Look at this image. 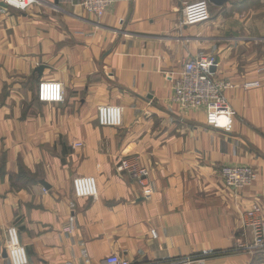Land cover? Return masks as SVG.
<instances>
[{
    "label": "crops",
    "instance_id": "obj_1",
    "mask_svg": "<svg viewBox=\"0 0 264 264\" xmlns=\"http://www.w3.org/2000/svg\"><path fill=\"white\" fill-rule=\"evenodd\" d=\"M81 1L20 11L0 0V264H11L10 225L28 264H104L111 253L131 264L200 254L264 264V253L239 247L245 212L264 217V0L210 3V19L192 26L181 24L191 0H115L101 18ZM203 54L217 60L214 77L235 84L230 132L170 99L184 61ZM248 79L260 86L243 89ZM41 80L60 82L63 100L38 101ZM103 103L122 106V125L98 124ZM128 156L150 170L148 197L120 168ZM233 164L252 166L256 180L227 188L219 170ZM77 175L95 176L96 197L74 195Z\"/></svg>",
    "mask_w": 264,
    "mask_h": 264
},
{
    "label": "built area",
    "instance_id": "obj_2",
    "mask_svg": "<svg viewBox=\"0 0 264 264\" xmlns=\"http://www.w3.org/2000/svg\"><path fill=\"white\" fill-rule=\"evenodd\" d=\"M9 7L25 11L38 0H2ZM115 0H82L81 6L85 12L97 18H101ZM208 0L184 1L182 5L181 24L192 26L206 22L210 19ZM217 60L213 55H198L188 57L175 78L172 80V92L170 99L179 104L183 109L204 108L206 124L209 126L230 132L233 129V117L235 111L230 106L227 98L229 89L235 84L225 78L213 76L211 68ZM258 80H246L241 87L244 89L259 87ZM37 99L45 103H57L63 100L62 84L56 80H41L37 85ZM96 120L101 126L119 127L123 122V108L118 104L103 103L97 106ZM79 144V143H78ZM120 168L125 170L142 184L148 178L149 169L142 165L138 157L124 158L120 162ZM220 176L227 188L241 189L251 185L256 180V170L250 165H224L220 169ZM73 192L77 197H96L98 184L93 175H77L72 180ZM150 195L146 189L143 194ZM244 226L249 230L250 241L241 242L239 247L255 252L264 248V217L257 210L250 209L245 212ZM68 230H73V218L69 217ZM153 238L157 237L155 228L150 230ZM6 252L11 264H28L29 257L25 246L19 239L18 228L10 225L6 229ZM177 264H191V256ZM200 261V259L198 260ZM104 264H131L125 257L117 253H111L104 259Z\"/></svg>",
    "mask_w": 264,
    "mask_h": 264
},
{
    "label": "rangeland",
    "instance_id": "obj_3",
    "mask_svg": "<svg viewBox=\"0 0 264 264\" xmlns=\"http://www.w3.org/2000/svg\"><path fill=\"white\" fill-rule=\"evenodd\" d=\"M255 6L254 7H256V6H258L259 4L257 3H255L254 4ZM12 8H14V7H12ZM16 9V8H15ZM19 10V9H18ZM209 10H210V12H211V7L209 6ZM21 11V10H20ZM248 80H252V79H248ZM253 80H257V79H253ZM244 81H246V80H244ZM243 81V82H244ZM259 81V80H258ZM40 82V81H39ZM242 82V83H243ZM260 83V82H259ZM235 87V86H234ZM243 88V87H242ZM252 88H256V87H252ZM244 89V88H243ZM247 89H250V88H247ZM229 90H231V89H229ZM171 95V94H170ZM36 98H37V95H36ZM38 100V99H37ZM39 101V100H38ZM229 102V101H228ZM230 104V103H229ZM231 106V105H230ZM205 111V110H204ZM205 123H206V118H205ZM208 125V124H207ZM216 129V128H215ZM129 157V159H131L132 157L131 156H128ZM135 157H138V156H135ZM139 158V157H138ZM141 162V161H140ZM142 164V163H141ZM142 165H144V164H142ZM146 166V165H145ZM224 166V165H223ZM148 168V167H147ZM221 169V168H220ZM219 172H220V170H219ZM219 176H220V173H219ZM221 177V176H220ZM222 179V178H221ZM137 181V183L142 187V191H143V194H144V191L146 190V189H148L149 191H150V194H151V189L149 188V186H148V182L146 183V180H145V185H142L138 180H136ZM223 181V180H222ZM224 183V182H223ZM225 185V184H224ZM151 230V229H150ZM150 230H149V233H150ZM158 235V234H157ZM250 237V236H249ZM157 238V237H156ZM249 241H250V238L248 239ZM245 251H247V250H245ZM255 252H262V253H264V248L263 249H258V250H256ZM207 254H200V255H191V258H193L194 260H193V262L191 263V264H206L204 261H203V259H206L207 258V256H206ZM188 257V256H187ZM186 257H183V259H185ZM127 259V258H126ZM183 259H180V260H177V261H175L173 264H177V263H179L180 261H181V263H183L184 262V260ZM200 259V261H198Z\"/></svg>",
    "mask_w": 264,
    "mask_h": 264
},
{
    "label": "water",
    "instance_id": "obj_4",
    "mask_svg": "<svg viewBox=\"0 0 264 264\" xmlns=\"http://www.w3.org/2000/svg\"><path fill=\"white\" fill-rule=\"evenodd\" d=\"M209 1V3H212V4H215V5H221V4H223L224 3V0H208ZM4 4V3H3ZM5 5V4H4ZM42 69H43V66H38L37 68H36V72L38 73V74H41V71H42ZM214 66L211 68V70L212 71H214ZM40 183L42 184V185H44V186H46V187H49V185L46 183V181L45 180H40ZM3 255L4 256H7V253H6V249L3 251Z\"/></svg>",
    "mask_w": 264,
    "mask_h": 264
},
{
    "label": "trees",
    "instance_id": "obj_5",
    "mask_svg": "<svg viewBox=\"0 0 264 264\" xmlns=\"http://www.w3.org/2000/svg\"><path fill=\"white\" fill-rule=\"evenodd\" d=\"M25 173H26V170L23 167H20L19 174H25Z\"/></svg>",
    "mask_w": 264,
    "mask_h": 264
}]
</instances>
